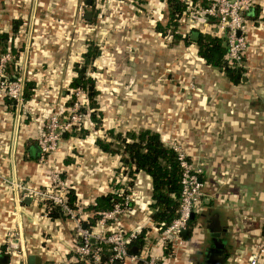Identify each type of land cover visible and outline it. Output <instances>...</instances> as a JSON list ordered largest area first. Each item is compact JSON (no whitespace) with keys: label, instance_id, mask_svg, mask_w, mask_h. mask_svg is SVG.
<instances>
[{"label":"rangeland","instance_id":"1","mask_svg":"<svg viewBox=\"0 0 264 264\" xmlns=\"http://www.w3.org/2000/svg\"><path fill=\"white\" fill-rule=\"evenodd\" d=\"M157 1L144 0L143 3L137 4L133 0H92L90 4H86L85 0H31L32 3L29 1L25 5V10L20 13L22 15L21 18H18L20 20L18 30L12 35L13 41L20 48L15 76L21 74L24 77L28 75L32 78V73H35L37 85L34 84L36 93L31 95L27 101L24 100L23 106H19L18 111L22 114L21 119H24L25 122L36 120L38 128H40V131L36 133L37 139L43 140L44 137H47L51 128H54L56 132L60 130L54 139L53 147L42 154L41 161L46 159V163L39 166L45 176L50 175V170L53 169L67 189L73 188L75 196L76 186L72 187L75 185L73 176L61 175L64 171H62L59 162L64 155L68 154L74 160H80L72 166L79 174L78 180H87V182L95 184L96 177L92 175L91 170L92 168H102L101 164H88L82 168V161L86 160V157H90L92 146L91 150H88L92 145L91 140L95 136L104 137L105 129L109 127H113L115 131L124 132L128 129L155 126L153 122L159 117L152 118V116L158 113L155 105L161 101V98H158L159 88L164 81H167L169 88L168 92L165 91L167 97L170 98L169 105L174 110H178L177 107L180 104L175 102V99L181 98L180 100L190 104L189 95L191 96L199 86L198 73L197 71L193 72L195 62L200 60L196 56L194 45H185L182 41L174 43L170 41L168 33L162 34L154 26L156 20L163 21L165 18V5L161 7ZM211 1L216 2L217 0ZM256 1L252 6L256 4ZM203 6L200 1H195L188 6L179 24L181 32L186 31L189 25H199L196 16L200 14L199 9ZM86 10L92 12L89 19L84 17ZM210 33L220 34V32ZM90 39L96 43L100 50L93 59V68L88 72L93 76L97 89L96 101L101 112V124L98 127L93 126L88 118V109L86 108V112L81 110V106L86 103L85 92L68 86L69 79L73 75V63L81 62V52L84 50L87 40ZM32 48H34V53H32L33 58L31 59L28 58V55ZM40 55L41 59L38 58ZM12 58L11 54L7 64L11 62ZM28 60H31L30 65L27 63ZM27 67H30V72ZM23 68L24 73L22 72ZM215 74H213V80H210L209 85L213 86L215 80H217L216 83L227 80L221 72ZM242 74L249 76V80L243 81L244 84L238 83L239 85L235 87L230 84L224 88L215 86L216 91H213L215 96L212 101L210 100L212 92L202 89L204 95L209 96L201 105L212 109L217 108L215 100H218L217 104L220 100L226 102L227 98L221 96V93L225 92L229 94L230 103L235 104L238 109L242 108L238 105V102H243L240 101L242 94L251 96L257 94L253 100L259 99L253 103L264 106V79L261 80L258 74L252 76L249 73L248 75L247 70ZM252 77L260 79L261 84L251 82L250 78L253 79ZM160 93L165 95L162 90ZM71 94L74 95V98L71 104H68L66 100ZM193 104L192 109L197 110L201 107L196 101ZM10 105L14 106V103L12 102ZM145 105H147L146 108H144ZM181 107L186 108L185 105H181ZM82 128L85 129V135H81ZM67 133L68 136H66ZM116 167H119V164ZM116 167L107 170V184L105 187H100L101 192L112 188L113 179L117 182H126V177L122 173L123 168H118L115 173ZM11 177L7 183L13 189L15 180L14 177ZM67 178H70L71 181ZM16 183L25 184L19 181ZM210 183L212 182L210 181ZM34 186L43 189L48 184H35ZM50 187L51 185L48 186V188ZM134 187L133 182L132 191L127 198L135 197L138 194ZM17 196L20 201L32 198L38 208L41 207L37 217L51 220L47 215L46 201L48 199L38 197L39 195L21 197L20 189H17ZM16 200L17 197L13 193V212L20 208V202L19 200L16 202ZM76 203L85 204L86 202L76 196ZM65 214L71 224L70 232L74 234L75 240L77 231L75 224H84L86 216L80 208L74 209L72 214ZM19 215L21 217L22 212ZM45 225L42 229L44 238L50 232L46 231L49 227ZM35 230L32 228L6 230L4 246L1 250L10 257L7 264H14L17 258H25V253L28 250L27 244L31 243V236ZM44 241L48 242L46 239ZM43 258H45L43 264H55L57 261L68 264L65 253L61 258L48 254Z\"/></svg>","mask_w":264,"mask_h":264},{"label":"crops","instance_id":"2","mask_svg":"<svg viewBox=\"0 0 264 264\" xmlns=\"http://www.w3.org/2000/svg\"><path fill=\"white\" fill-rule=\"evenodd\" d=\"M29 1L31 2V0ZM29 1L0 0V31L10 32L11 21L21 18L22 14L20 13L25 10V5ZM152 1L154 2V0ZM157 2L161 7H164V0ZM256 4V18L247 19L246 22L248 43L243 54L242 65L244 66L243 73L247 70L248 75L249 73L252 76L258 74L263 80L264 0H257ZM200 30L214 32L206 25L200 26ZM13 44L17 47L14 41ZM190 44L194 45L193 43L185 45ZM194 47L196 52V46L194 45ZM32 53H34V48L29 51L28 58H33ZM196 56L200 60L195 62L193 72L197 71L200 82L198 81L199 86L192 94L193 96L189 95L191 103L178 98L179 100L175 99V102L180 103L177 107L178 110L172 109L169 105L170 98L166 94L169 88L167 81H164L159 88L158 98H161V101L155 105L158 113L152 116V118L159 117V119L154 120L156 123L153 122V125L155 126H149L159 132L164 142L166 139L179 141L188 153L189 159L198 163L202 168L200 178L205 195L202 197L201 203L196 204L193 209L194 217L187 226V232L184 235L186 237H183L184 243L177 252L175 264H204L203 248L208 244L206 241L210 236L205 235L203 220L207 219L208 213L211 214L213 211L218 212L220 224L226 228L224 235L226 239L225 257L221 264H249L248 256L252 253L256 254L255 264H264V249L257 253L258 246L264 243V106L253 103L259 99L253 100L257 94L255 96L242 94L240 101L243 102H238L242 108L238 109L235 104L230 103L229 94L222 92L221 96L227 98L226 102L220 100L217 104L218 100L216 99L217 108L212 109L206 105L203 107L201 103L209 95H204L202 89L212 92L210 94L212 101L215 96L213 91H216V87L224 88L228 87V84L235 87L239 85L238 83L244 84L249 80V76L242 74L244 79L236 84L228 80L216 83L217 80H215L213 86L209 85L210 80H213V74L221 71L205 63L197 53ZM38 58L41 59L42 56L40 55ZM16 63L18 62L16 61ZM27 63L30 65L31 60H28ZM27 69L30 72V67ZM22 72H25L24 68ZM35 77V73H32V78L28 75L25 76L27 79H32L36 86L37 79L35 80ZM252 78H250L251 82L261 84L260 79ZM32 89L31 95H34L35 87ZM160 90L164 91L165 95L160 93ZM5 98L4 94L0 92V176L5 178L4 180L0 179V246L4 244L5 232L10 228L36 229L31 236V243L27 244L28 250L25 253V258L15 259L14 264H26L28 253L38 254L40 256L39 264H43L45 259L43 256L46 254L61 258L73 243L74 234L70 232L71 224L66 217L51 220L37 217L41 207L38 208L32 198L19 200L20 208L13 212L14 192L10 184L7 183L10 176L14 177L15 181L34 185H45L47 178L37 161L40 152L39 146H36V133L40 131L38 123L36 120L25 122L24 119H21L22 114L19 113L17 106L6 103ZM194 101L201 106L197 110L191 107L194 105ZM181 105H185L186 108H182ZM146 107L147 105L144 106V108ZM109 128L114 129L113 127ZM94 138L91 140L92 145L88 150L90 151L92 146L90 157H86V160L82 161V168L88 164H101L102 168H92L91 170L92 175L96 177L95 184L87 182V180H78L79 174L72 166L80 160H74L67 154L59 162L62 171H64L62 175L73 176L75 185L72 187L76 186V196L83 202L91 201L97 193L101 192L100 187H105L107 184V170L120 164L119 155L102 151L95 145ZM84 176L86 177L85 174ZM133 182L136 187L134 190L138 194L131 197L132 204L120 211L115 222L125 230H134L150 222V177L144 172L138 171ZM200 211L205 213L204 216L200 215ZM20 212H22L21 217ZM44 224L49 227L46 231H50L45 238L42 234ZM150 246L155 248V241L151 242ZM198 249L199 252H197ZM2 251L0 249V252ZM147 251L151 252L150 248ZM69 258L66 260H70ZM8 259H10L9 256L7 261ZM126 264L132 263L126 262Z\"/></svg>","mask_w":264,"mask_h":264},{"label":"trees","instance_id":"3","mask_svg":"<svg viewBox=\"0 0 264 264\" xmlns=\"http://www.w3.org/2000/svg\"><path fill=\"white\" fill-rule=\"evenodd\" d=\"M133 1L137 4L144 2V0ZM195 1H200L204 6L212 2L211 0H164L165 18L163 21L156 20L155 28L162 34L168 33L170 41L174 43L177 41H182L184 44L193 43L196 46L197 55L205 63L219 69L229 82L233 84L240 82L244 66L241 63L239 64L233 60L230 61L227 58L226 42L223 35L211 34L200 30V26L202 25L214 29L216 27L215 15L200 13L196 16L198 26L197 24L191 25L184 32L179 30V24L182 20L181 17L186 13L188 6ZM256 15L257 4H254L250 12L246 11L245 17L253 19L256 18ZM19 23L20 20L15 18L11 21L10 32L0 31V53L9 51L13 56L11 62L5 68L6 72L8 71V76L11 77H14L17 72L16 61L20 48L14 46L12 35L17 31ZM192 31L196 32L194 37L191 35ZM98 53L99 48L96 43L91 39L87 40L85 50L81 54L82 60L81 62L75 61L73 63V75L68 82L70 88L81 89L85 92L86 103L81 106V110L82 112H86V108L88 109L87 116L93 123V126L96 127L101 124L100 110L96 101L97 89L95 88L93 76L88 72L93 68V59ZM33 87L34 81L24 77L22 86L23 100L27 101L30 98ZM4 96L6 97L5 102L11 104V98L6 95ZM73 98V94L69 95L66 102L71 104ZM84 133L85 129L82 128L81 135ZM93 141L102 151L108 154L119 155L120 164L119 167L115 168V173L118 168H123L122 173L126 177V182H117L113 179L110 190L97 193L91 201L85 204H77L73 188H68L67 203L72 209L77 210V208H80L82 211L87 212V217L83 225L89 230L94 231L97 228L99 211L111 209L115 203L125 208L132 204L131 197L127 198V196L132 191L136 173L142 171L149 175L150 222L137 228L135 236L127 242L128 252L139 255L147 251L151 242L156 240L158 232L176 215L181 172L176 152L161 139L158 131L149 127H140L125 132L107 128L105 129L104 137L97 136ZM47 201V215L49 218L66 217V214L60 209L59 205L49 200ZM191 220L193 218L188 219L187 226L191 223ZM113 225V220L108 219L106 221V231L110 230ZM3 246L4 244L0 246V249H3ZM100 246L102 255L100 264H113L112 262H108V256L111 252L108 244L100 243ZM132 246H136L134 252L131 250ZM169 249L168 244L163 247L164 252H167ZM65 254L67 258L72 255L74 256L72 259L67 260L68 264H93L85 262L78 255H74L72 251H68ZM132 264H144V262L138 258Z\"/></svg>","mask_w":264,"mask_h":264},{"label":"built area","instance_id":"4","mask_svg":"<svg viewBox=\"0 0 264 264\" xmlns=\"http://www.w3.org/2000/svg\"><path fill=\"white\" fill-rule=\"evenodd\" d=\"M255 1L256 0H217L199 9L202 14L216 16V27L214 32H220L219 35H224L226 56L230 61L233 60L239 64L242 61V55L248 43L246 38L247 19L244 15L246 11L252 8ZM190 26L191 25H189L188 28ZM10 55L11 53L9 51L0 53V92L11 98L14 105L19 108V106H23L24 104L22 98L24 76L18 74L14 77L10 76L11 78L9 79L8 74L4 72ZM58 133H60V130L56 132L54 128H51V130L48 131L47 137H44L43 140L36 138L40 150L37 161L40 165L46 163V159L41 161L42 154L53 147L54 139L57 137ZM165 142L176 152V157L181 167L179 179L180 188L176 215L158 232L155 240V248L149 245L151 252L145 251L139 255L128 252L127 242L130 238L135 236L136 229L125 230L115 223L120 211L125 209V207H120L115 203L111 209L99 211L97 228L94 231L89 230L83 224H75L77 225L76 239L68 248L67 252L72 251L74 255H78V257L85 262L100 264L102 257L100 243H106L111 251L108 256V262L113 263L114 260H117L118 264H126V262L133 263L139 258L143 260L144 264H175L177 252L184 243L183 236L180 233L181 229L187 228L190 213L193 212L196 204L201 203L205 192L200 178L202 171L201 166L192 159H189L188 153L179 141L166 139ZM46 176V178L49 177L46 184H48V186L51 185L50 188L47 186L40 189L38 186L26 183L18 184L16 181H13V190L17 197L16 202L19 200L17 189H20L21 197L26 195H39L38 197L47 198L50 202L59 205L63 212L72 214L74 209L67 203V187L62 179L58 177L56 172H53V169L50 170V175L47 174ZM0 179L4 180L5 178L0 176ZM84 215L87 217V212H84ZM108 219L113 220L114 225L110 230L106 231V221ZM167 244L170 249L164 252L163 247ZM263 249L264 243L258 246L257 253L262 252ZM5 252H8V250H5ZM73 257L72 255L69 259ZM248 262L249 264H255V253L248 256ZM62 263L63 261H57L55 264Z\"/></svg>","mask_w":264,"mask_h":264},{"label":"water","instance_id":"5","mask_svg":"<svg viewBox=\"0 0 264 264\" xmlns=\"http://www.w3.org/2000/svg\"><path fill=\"white\" fill-rule=\"evenodd\" d=\"M90 0H86V3L89 4ZM251 8L247 11L250 12ZM91 15L90 10H86L84 12V17L89 19ZM196 34L195 31L191 32V35L194 37ZM11 77L9 76V79ZM241 79H244V75L241 76ZM38 146V144H36ZM39 149V147H38ZM207 202V200H206ZM205 213L200 211V215L204 216ZM207 219H204V227H205V235L210 236L208 243L203 248V263L204 264H221L225 257V231L226 228L220 224L219 216L217 211H213L211 214L208 213ZM194 213L191 212L189 218H193ZM187 232V228L181 229V234L184 236ZM131 250L134 252L136 250V246H132ZM200 250L198 249L197 252ZM7 254L0 252V264H5L7 262ZM40 256L38 254L28 253L26 255V264H39ZM113 264H118L117 260H114Z\"/></svg>","mask_w":264,"mask_h":264}]
</instances>
